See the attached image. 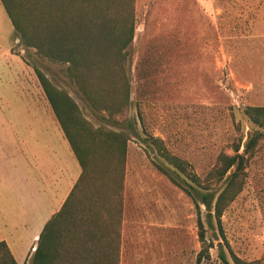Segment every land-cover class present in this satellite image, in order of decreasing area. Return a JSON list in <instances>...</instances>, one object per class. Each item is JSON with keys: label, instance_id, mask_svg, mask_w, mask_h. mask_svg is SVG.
Listing matches in <instances>:
<instances>
[{"label": "rangeland", "instance_id": "rangeland-1", "mask_svg": "<svg viewBox=\"0 0 264 264\" xmlns=\"http://www.w3.org/2000/svg\"><path fill=\"white\" fill-rule=\"evenodd\" d=\"M133 14L135 30L126 67L133 106L119 119H135L141 136L161 139L165 150L187 172L199 183L211 184L212 189L220 183L216 186L215 178L206 181L207 174L219 166L221 154H233L240 137L245 168L242 189L221 217L224 242L216 227L210 228L205 207L187 184L199 187L161 158L154 147H145L132 137L127 142L121 207H116L112 219L120 220V233L123 226L125 235L144 236L142 240L153 247L151 252L162 240L169 264H197L204 249L198 237L200 215L205 246L210 247L203 251L199 264H223L218 256L221 249L229 264H234L233 257L264 264V135L244 152V143L257 130L264 132L244 113L248 107H264V0H134ZM13 53L24 61L33 78L32 67L36 66L66 91L93 128L109 129L99 118L102 114L85 103L65 76V66L24 48L0 3L2 155H15L16 134L24 122L20 114L23 103L51 113L35 79L30 85L32 99L19 96L20 65L11 62ZM13 88L19 91H11ZM111 163L109 159L103 166L109 168ZM156 164L167 169L176 185ZM5 183H0L1 198H11L3 190Z\"/></svg>", "mask_w": 264, "mask_h": 264}, {"label": "trees", "instance_id": "trees-1", "mask_svg": "<svg viewBox=\"0 0 264 264\" xmlns=\"http://www.w3.org/2000/svg\"><path fill=\"white\" fill-rule=\"evenodd\" d=\"M0 3L24 48L34 49L42 59L65 66V76L75 84L85 103L96 114H102L99 118L109 124V129L93 128L81 116L69 94L57 88L39 68L32 67L81 173L60 212L45 225L31 264H118L120 220L114 221L112 213L121 207L118 203L127 142L132 137L140 139L145 147H154L161 158L199 187L197 190L195 185L187 184L197 193L199 204L205 207L210 228L216 227L225 242L221 217L243 184L245 160L239 153L242 138L233 146V154H221L219 166L207 174L206 181L215 178L216 186L220 183L212 189L211 184L203 185L187 172L183 163L165 150L161 139L147 134L141 136L135 119L129 116L119 119L133 106L126 67L135 30L134 0H0ZM244 113L264 130V107H248ZM263 135L264 132L257 130L244 143V152L253 149ZM109 159L112 163L107 168L103 164ZM156 167L176 185L164 166L156 164ZM65 214L70 217L58 222ZM197 226L199 241L204 246L197 258L199 264L203 251H208L210 246H205V228L200 215ZM63 236L67 246L60 244ZM107 236L111 248L114 237V257H109L107 250L101 255L97 253L103 246L102 238ZM99 237L101 241L97 240ZM91 251H96V256ZM218 256L223 264H229L222 249ZM233 259L234 264H250ZM0 264H17L3 241L0 242Z\"/></svg>", "mask_w": 264, "mask_h": 264}, {"label": "crops", "instance_id": "crops-1", "mask_svg": "<svg viewBox=\"0 0 264 264\" xmlns=\"http://www.w3.org/2000/svg\"><path fill=\"white\" fill-rule=\"evenodd\" d=\"M18 56L13 53L11 60L20 65L21 76L18 71L17 80L22 85L18 93L22 99H32L30 85L33 86L34 79V82L38 80L31 76V71L21 58L18 61ZM22 106L20 114L24 122L19 125L16 134L15 155H2L0 151V183L6 182L2 184L3 190L12 196L1 198L0 192V242L7 245L17 264H31L45 225L60 212L81 169L52 110L49 114L36 105L25 106L23 103ZM0 115H3L1 107ZM69 217L65 214L58 222ZM142 238V235H125L122 226L118 264H126L127 261L130 264H169L168 251L164 249L166 246L163 248L162 240L157 241L160 246L151 252L153 247H148L147 241L144 242ZM111 239L112 248L110 238H102L103 246L97 250L98 255L107 250L109 257H114V237ZM97 240L101 241L100 237ZM67 242L63 236L60 244L67 246ZM91 254L96 256V251H91Z\"/></svg>", "mask_w": 264, "mask_h": 264}]
</instances>
